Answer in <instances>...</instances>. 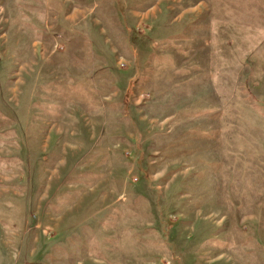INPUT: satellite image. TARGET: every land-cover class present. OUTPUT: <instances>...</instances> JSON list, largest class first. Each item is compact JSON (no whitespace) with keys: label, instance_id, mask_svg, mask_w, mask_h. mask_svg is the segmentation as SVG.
Wrapping results in <instances>:
<instances>
[{"label":"rangeland","instance_id":"obj_1","mask_svg":"<svg viewBox=\"0 0 264 264\" xmlns=\"http://www.w3.org/2000/svg\"><path fill=\"white\" fill-rule=\"evenodd\" d=\"M0 264H264V0H0Z\"/></svg>","mask_w":264,"mask_h":264}]
</instances>
